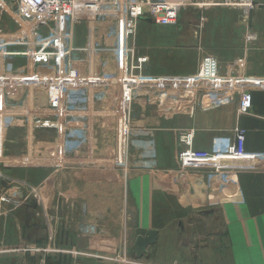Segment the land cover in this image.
Listing matches in <instances>:
<instances>
[{
	"label": "crops",
	"instance_id": "1",
	"mask_svg": "<svg viewBox=\"0 0 264 264\" xmlns=\"http://www.w3.org/2000/svg\"><path fill=\"white\" fill-rule=\"evenodd\" d=\"M251 2L246 16L210 8L182 13L174 27L136 22L133 126L151 132L155 149L153 166L145 168L138 148L117 165L112 117L100 103L83 120L76 112L61 120L64 90H90L97 77H78L67 64L64 78L60 60L30 57L60 49L64 23L54 19L39 33L14 16L9 0H0V161L9 159V129L36 128L44 138L40 165L24 169L19 181L0 164V179L10 182L0 190V264L140 263L132 248L150 230L157 240L146 256L166 264H264V0ZM246 33L255 40L246 41ZM74 44L92 54L82 28L74 31ZM245 92L252 108L239 114ZM72 117L85 125L84 142L73 136ZM62 124L70 148L81 145L64 161L51 132ZM188 132L190 145H181ZM28 194L35 199L15 216ZM33 246L57 252L23 251Z\"/></svg>",
	"mask_w": 264,
	"mask_h": 264
},
{
	"label": "built area",
	"instance_id": "2",
	"mask_svg": "<svg viewBox=\"0 0 264 264\" xmlns=\"http://www.w3.org/2000/svg\"><path fill=\"white\" fill-rule=\"evenodd\" d=\"M10 8L14 16L34 28L37 32H44L49 23L54 20H61L64 23V38L62 47L54 51H34L29 55L32 59H60L69 54L74 47V31L83 24L91 40L92 52L99 61V74L93 81L92 89L69 87L64 90L61 104V120H68V116L77 115L79 119H84L89 115L94 103H100L103 114L112 117V134L114 138V152L117 157V165L122 166L128 159L132 148L141 150V157L145 159L143 167L151 168L155 157L154 141L151 132L143 128H135L133 122L134 105L137 96L131 80V64L133 56L132 36L135 33L136 22L141 18H149L152 23L158 26L175 25L179 13L186 8L206 10L210 8H227L240 11L242 16H246L253 8L251 0H211L210 3H203L200 0H9ZM81 26V27H83ZM28 27V26H27ZM67 28V32H66ZM66 39V42H65ZM17 40H22V35L17 34ZM246 41H254L255 36L246 33ZM65 43V44H64ZM10 54V53H8ZM65 78V77H64ZM102 93V95H96ZM106 94V95H105ZM252 108V96L250 93H242L239 100V114H246ZM40 119V118H39ZM73 128L78 129L74 138L81 137L85 141V134L82 129L85 125L76 126L77 118L72 117ZM105 123H103L104 127ZM62 124L55 128L54 141L55 149L62 160L65 156L72 154V149L68 141L69 134L67 127ZM43 128V127H41ZM72 128V127H71ZM39 129L20 128L8 130V134L13 131L22 133V142L27 150L39 143L40 136L36 134ZM42 132V130H40ZM239 135L243 131H238ZM36 136V139H35ZM193 135L188 132L181 138V145H190ZM11 141V144L16 142ZM80 142V141H77ZM75 146V145H74ZM68 151V153H66ZM71 151V153H70ZM8 160L4 164L10 166L35 167L40 165L31 164L32 156L23 153ZM57 159H59L57 157ZM23 251L36 253L37 251L57 252L55 248H25ZM74 254V252H69ZM127 264H138L136 261L122 260ZM121 261V262H122Z\"/></svg>",
	"mask_w": 264,
	"mask_h": 264
},
{
	"label": "rangeland",
	"instance_id": "3",
	"mask_svg": "<svg viewBox=\"0 0 264 264\" xmlns=\"http://www.w3.org/2000/svg\"><path fill=\"white\" fill-rule=\"evenodd\" d=\"M9 4V3H8ZM9 6H10V4H9ZM11 7V6H10ZM204 10H197V9H194V8H186V9H184V10H182L180 13H179V16H178V18H177V21H176V24L175 25H171V26H178L181 22H180V19H181V14L182 13H184V12H188V13H192V14H195V13H197V12H203ZM81 26H83V24L82 25H80V27L79 28H82L84 31H85V33H86V35H88L87 34V31L85 30V27L83 26V27H81ZM162 27H170V26H162ZM80 30V29H79ZM66 32H67V28H66ZM134 36H135V33H134V35L132 36V42H133V38H134ZM65 42H66V39H65ZM65 44V43H64ZM91 47V46H90ZM45 52H47V51H45ZM61 60H62V76L63 77H65L66 76V73H67V64H70L72 67H73V65L77 68L76 69V72H77V76L79 77V75H80V73H85V74H87V76H97L96 74H97V72L99 71V67L98 66H96L93 62H97L98 64H99V61H98V58H97V56H95L94 55V51L92 52V54H89V55H87V54H85L84 52H82V48L81 47H77V45L75 46L74 45V47H73V49H72V51L69 53V54H67V55H65V56H62L61 58H60ZM95 74V75H94ZM99 74V73H98ZM66 78V77H65ZM96 95H100V93H97ZM106 95V94H105ZM0 133H2V132H0ZM4 135V134H3ZM0 136H1V134H0ZM3 137V136H2ZM50 133H48V134H45V139L46 140H48V139H50ZM8 138H9V140H11V141H15V138H17L18 140H17V143L16 142H14V143H12L11 145H9L8 146V153H7V155H9V156H13V157H15V156H20V155H22L24 152L26 153H29V155L30 156H34V157H32L31 158V164H33V162H35L33 165H37V163L39 162V161H42L41 160V158H38V156H37V150H38V148H40V145L38 146V144L39 143H35V145L36 146H34L32 149H31V153H30V150H27V148H25V146H24V140H23V142H22V133H20V132H16V131H13L12 133H10L9 135H8ZM35 139H36V136H35ZM89 139V138H88ZM41 140H44V138H42ZM40 140V141H41ZM76 141H80V142H84V140L83 139H81V137H78L77 139H76ZM89 143H90V141H89ZM77 147H78V145H76ZM83 147L85 148V149H81V153L83 154L86 150H87V148L83 145ZM91 147V146H90ZM78 150H80V149H72L71 151H72V153L73 152H75V151H78ZM71 151H70V153H71ZM88 151L92 154V150H91V148H88ZM93 151H95V153H96V155H97V157H100L101 156V152H100V148H99V150L98 149H94ZM66 153H68V151L66 152ZM89 154V153H88ZM69 155V154H68ZM73 155V154H72ZM80 155V154H79ZM5 160V158L2 160L1 159V161H0V164L2 165V166H5V168L6 169H3L2 171H3V174L5 175V173L6 174H8V175H14L13 177L15 178L14 180H16V181H19L20 180V178L21 177H23L22 176V172H24V169H27V168H29L28 166L27 167H23V166H10V165H8V164H4L3 163V161ZM39 160V161H38ZM0 165V166H1ZM50 167H52V165H50ZM35 168V167H34ZM98 168L100 169H102V167L101 166H98ZM33 169V168H32ZM32 182L33 183H35L36 182V180L34 179V180H32ZM6 183H8V184H10V182H8V179H6L5 181H3L2 179H0V190H3V191H1V192H4V188H8V187H6ZM31 183V182H30ZM32 184V183H31ZM35 186V185H34ZM28 190V189H27ZM29 192H32L31 194H33V193H35L36 192V187H33V188H31V189H29ZM31 194H28V196H27V198H26V201H25V205L24 206H22V207H19V208H16V210H13V213H14V215L16 216L17 215V213H18V210H26V208H25V206H26V204H27V202L30 204V202L32 201V200H34L35 198H33V195H31ZM17 199V198H16ZM20 215V214H19ZM63 215H65V212H64V214ZM18 216V215H17ZM61 216V215H60ZM61 217H63V216H61ZM63 219V218H62ZM12 247H15L16 249L15 250H17V251H19V250H21V249H19V247H16V246H12ZM34 247V246H33ZM33 247H30V248H33ZM28 248V247H27ZM30 248H28V249H30ZM14 249V248H13ZM24 252H26V253H28V251H24ZM30 253V252H29ZM33 254V253H32ZM35 254V253H34ZM192 259V258H191ZM140 260V263L138 262V264H166L167 262H161V261H156V260H154L153 258H150V257H147V256H144V257H142L141 259H139ZM35 261V260H34ZM123 262L124 261H122V264H123ZM200 264V263H198L195 259H193L192 260V262H186V261H174L172 264ZM124 264H127V263H124ZM171 264V263H170Z\"/></svg>",
	"mask_w": 264,
	"mask_h": 264
},
{
	"label": "water",
	"instance_id": "4",
	"mask_svg": "<svg viewBox=\"0 0 264 264\" xmlns=\"http://www.w3.org/2000/svg\"><path fill=\"white\" fill-rule=\"evenodd\" d=\"M146 21L152 22L150 19H146ZM210 212H205L203 215H209ZM157 240V232L155 230H150L145 232L144 236H138L134 242L132 248V254L136 259H141L142 257L147 255V248L156 243Z\"/></svg>",
	"mask_w": 264,
	"mask_h": 264
},
{
	"label": "bare ground",
	"instance_id": "5",
	"mask_svg": "<svg viewBox=\"0 0 264 264\" xmlns=\"http://www.w3.org/2000/svg\"><path fill=\"white\" fill-rule=\"evenodd\" d=\"M149 19V18H148Z\"/></svg>",
	"mask_w": 264,
	"mask_h": 264
}]
</instances>
